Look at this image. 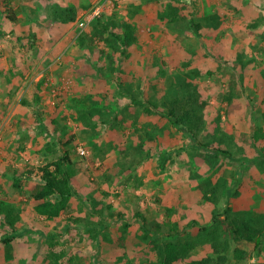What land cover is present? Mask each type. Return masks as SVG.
I'll use <instances>...</instances> for the list:
<instances>
[{
	"label": "rangeland",
	"instance_id": "rangeland-1",
	"mask_svg": "<svg viewBox=\"0 0 264 264\" xmlns=\"http://www.w3.org/2000/svg\"><path fill=\"white\" fill-rule=\"evenodd\" d=\"M113 15L133 24L135 40L109 58L88 34ZM191 90L204 104L196 140L164 116ZM65 149L75 193L49 221L31 189ZM228 208L264 226V0H0V239L7 212L18 225L17 258L0 264H46L51 243L63 264H157L138 234L142 216L162 222L171 209L196 244L190 260L217 257L213 213ZM235 247L224 264L264 262L263 248L241 244L250 255L238 261Z\"/></svg>",
	"mask_w": 264,
	"mask_h": 264
},
{
	"label": "trees",
	"instance_id": "trees-1",
	"mask_svg": "<svg viewBox=\"0 0 264 264\" xmlns=\"http://www.w3.org/2000/svg\"><path fill=\"white\" fill-rule=\"evenodd\" d=\"M66 10L65 16L68 15ZM72 12V10H71ZM175 12L171 19V23L177 22L175 19ZM117 16H111L109 20H103L96 18L91 34L89 36V42L92 46L96 43L102 42L107 48L112 49L113 52L109 53L106 49H99L100 53L111 55L120 51L126 53V50L134 43L135 35L133 33V24L128 21L118 19ZM179 17V16H178ZM12 21H16L17 18L14 14L9 17ZM183 19V18H182ZM70 20H73L71 17ZM195 23V22H194ZM194 27L199 29L197 23ZM28 34V32H26ZM86 35L85 32L80 36L81 38ZM120 46V47H119ZM106 48V47H105ZM113 62V61H112ZM111 63V62H110ZM114 71L116 68H113ZM43 88V81H39L35 84L34 88V102L40 103L42 97L40 92ZM139 104L140 100H135ZM139 101V102H137ZM204 104L201 102V96L194 90H191L186 96L180 100L171 102L168 106L167 112L164 116L174 125L179 128L186 129L191 138L197 139L199 135L204 113ZM145 111L149 109L146 106ZM142 139L139 146H142ZM70 141L62 142L65 147ZM204 147H210V144L201 143ZM50 151L53 148L47 147ZM216 154H223L226 158H232L231 151L224 150L222 148H214ZM73 164L70 158L69 150L65 149L58 159L49 162L43 168V175L41 182L34 184L31 189V196L34 202V211L36 214L44 217V219L52 221L59 217L62 212L67 210L69 201L73 196L74 185L77 183L76 174L73 168ZM21 183L17 182V186ZM217 192L206 194V198L214 203H217ZM227 209L225 218L218 220V214L213 213L215 221L217 222L213 230L210 247L217 257L204 256L197 260H190L191 251L195 248V242L190 238L183 236L184 223L180 221H173L172 215L174 210H169L166 218L162 222L153 221L150 222L146 217L142 216L143 223L138 234L142 239L146 240L148 244L156 251L158 256L157 264H178L190 260L191 264H224L226 262V252L230 248L231 241L235 242L236 247L234 249V256L236 260L241 261L249 257V251L242 248L241 244L250 243L254 248L264 249V226H255L247 220L236 219L231 217ZM10 220V218H7ZM11 221V220H10ZM196 223V220L193 221ZM185 225H190L186 223ZM165 236L163 241L160 238ZM10 237L4 238L3 242L8 243L11 241ZM51 243V242H50ZM64 256L56 248L54 243L50 244L49 250L44 257L46 264H63ZM255 264H264V262H257Z\"/></svg>",
	"mask_w": 264,
	"mask_h": 264
},
{
	"label": "crops",
	"instance_id": "crops-1",
	"mask_svg": "<svg viewBox=\"0 0 264 264\" xmlns=\"http://www.w3.org/2000/svg\"><path fill=\"white\" fill-rule=\"evenodd\" d=\"M33 206H34V202H33ZM33 209H34V207H33ZM7 213L9 214L8 217L11 220V221L8 220L9 221V226L11 227V229H10L9 233L7 232V234L4 237H1L0 240L2 242H3L4 238H8L9 239L10 237H12L11 241H13L18 236L17 235L18 225L16 224V221H15L16 215H14L12 210H11V212H7ZM16 220H17V218H16ZM10 242L6 243L5 248H4V252L0 256V260L2 259L3 261H10V260H14L15 258H17V257H15V255H17V254L15 253L16 247L14 246V242H11L12 243V247L9 248L8 244ZM3 243L5 244V242H3Z\"/></svg>",
	"mask_w": 264,
	"mask_h": 264
},
{
	"label": "built area",
	"instance_id": "built-area-1",
	"mask_svg": "<svg viewBox=\"0 0 264 264\" xmlns=\"http://www.w3.org/2000/svg\"><path fill=\"white\" fill-rule=\"evenodd\" d=\"M98 13V10H97V12H96V14ZM92 18H88V20H86V21H84V22H81V26H86L88 23H89V21L91 20ZM78 152H79V154L80 155H85L86 154V150H85V148L84 147H82V146H80V147H78Z\"/></svg>",
	"mask_w": 264,
	"mask_h": 264
}]
</instances>
